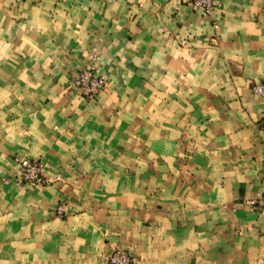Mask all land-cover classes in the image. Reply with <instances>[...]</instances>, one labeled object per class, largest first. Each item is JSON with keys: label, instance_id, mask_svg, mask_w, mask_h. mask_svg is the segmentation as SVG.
Masks as SVG:
<instances>
[{"label": "crops", "instance_id": "1", "mask_svg": "<svg viewBox=\"0 0 264 264\" xmlns=\"http://www.w3.org/2000/svg\"><path fill=\"white\" fill-rule=\"evenodd\" d=\"M255 83L264 0H0V264H264Z\"/></svg>", "mask_w": 264, "mask_h": 264}, {"label": "built area", "instance_id": "2", "mask_svg": "<svg viewBox=\"0 0 264 264\" xmlns=\"http://www.w3.org/2000/svg\"><path fill=\"white\" fill-rule=\"evenodd\" d=\"M190 2L200 10L201 16L206 17L211 14L212 8L218 3V0H190ZM69 84L79 89L83 97L93 100L100 91L106 88L107 77L104 74H97L95 68L91 66L78 69L75 77L70 79ZM250 89L258 95L264 93V87L259 83L253 84ZM15 161L18 165V171L14 177L17 183L41 187L48 185L39 160L28 157H17ZM55 213L60 218L65 215V204L63 202H60L56 206ZM135 263L136 259L134 255L124 249L115 248L107 257V264Z\"/></svg>", "mask_w": 264, "mask_h": 264}]
</instances>
